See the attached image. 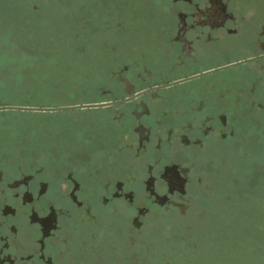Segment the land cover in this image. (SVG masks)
Masks as SVG:
<instances>
[{
	"label": "flooded vegetation",
	"instance_id": "1",
	"mask_svg": "<svg viewBox=\"0 0 264 264\" xmlns=\"http://www.w3.org/2000/svg\"><path fill=\"white\" fill-rule=\"evenodd\" d=\"M150 5L98 2L105 68L46 107L102 106L20 111L69 115L0 154V264H264V0Z\"/></svg>",
	"mask_w": 264,
	"mask_h": 264
},
{
	"label": "rangeland",
	"instance_id": "2",
	"mask_svg": "<svg viewBox=\"0 0 264 264\" xmlns=\"http://www.w3.org/2000/svg\"><path fill=\"white\" fill-rule=\"evenodd\" d=\"M100 1L106 0H0V34L4 32V20L12 25L8 43L0 44V48L7 50V59L17 63L13 65L10 74L13 80L8 89L0 84V104L56 106L63 100L84 96L81 91L70 92L69 89L76 81L82 86L89 77L105 68L103 52L94 48H101L113 34L106 8H96ZM153 1L116 0V3L130 21V28L141 31L144 28L141 17L158 10L150 5ZM84 11L90 12L93 19L92 27L85 32L93 49L86 55L76 49L79 39L75 42L73 37L81 30L79 23L88 18L89 14H81ZM17 52L30 56L19 64L14 58ZM68 115L66 112H0V154L9 153L12 147L23 143L20 138H25L24 134L35 126L44 124L41 126L46 130L42 132L55 131ZM241 164L236 162L240 170ZM206 203L210 202H197L198 206ZM162 223L164 227L176 224L180 228L178 221L169 215ZM164 234L159 226H148L145 231L146 239L154 241L159 249L166 248Z\"/></svg>",
	"mask_w": 264,
	"mask_h": 264
},
{
	"label": "trees",
	"instance_id": "3",
	"mask_svg": "<svg viewBox=\"0 0 264 264\" xmlns=\"http://www.w3.org/2000/svg\"><path fill=\"white\" fill-rule=\"evenodd\" d=\"M8 22L9 20H4L2 22L4 23L3 26L5 28H4V32L0 34V44L6 45L8 43L10 35L12 34L9 31L11 28L10 26L12 25H9ZM6 53H7V50H3L0 48V84L4 85L6 87L5 89H8L7 86L10 85L11 80H13L10 77V74L13 72V65H16L17 63L14 64L13 61H11L10 59H7ZM29 56L24 53L17 52L14 54V58L16 60L15 62H19V64L20 63L22 64V62H24Z\"/></svg>",
	"mask_w": 264,
	"mask_h": 264
},
{
	"label": "water",
	"instance_id": "4",
	"mask_svg": "<svg viewBox=\"0 0 264 264\" xmlns=\"http://www.w3.org/2000/svg\"><path fill=\"white\" fill-rule=\"evenodd\" d=\"M102 105L103 104H78V105H71V106L46 107V106L0 104V112H5V111H57V110H64V109L89 108V107L102 106Z\"/></svg>",
	"mask_w": 264,
	"mask_h": 264
}]
</instances>
